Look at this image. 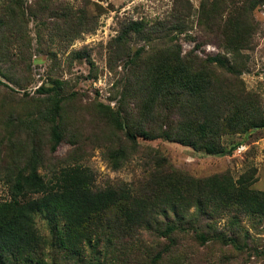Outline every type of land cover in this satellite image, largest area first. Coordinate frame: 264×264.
<instances>
[{"label": "trees", "instance_id": "trees-1", "mask_svg": "<svg viewBox=\"0 0 264 264\" xmlns=\"http://www.w3.org/2000/svg\"><path fill=\"white\" fill-rule=\"evenodd\" d=\"M261 4L200 0L194 33H184L194 14L190 0H173L162 18L125 21L107 43L110 71L122 63L112 107L85 101L52 74L33 95L27 90L29 21L53 60L51 39L95 29L100 14L74 10L66 0H0V182L7 188L0 197V264H57L55 253L68 259L87 249L112 264H175L183 260L174 256L179 237L191 232L198 244L240 249V237L249 236L238 231L242 218L264 223V190L251 187L253 175L194 177L140 140L162 139L216 156L228 153L224 136L264 127L259 97L241 79L258 27L253 12ZM183 33L192 43L188 49ZM208 43L218 51L200 54ZM72 55L82 59L86 53ZM61 143L70 145L62 155L56 152ZM94 148L103 149L113 169L138 155L141 177L96 186L85 164ZM38 215L47 234L37 226ZM225 215L226 229H218ZM145 232L164 239L151 247ZM140 245L150 248L143 259L137 257Z\"/></svg>", "mask_w": 264, "mask_h": 264}, {"label": "rangeland", "instance_id": "rangeland-1", "mask_svg": "<svg viewBox=\"0 0 264 264\" xmlns=\"http://www.w3.org/2000/svg\"><path fill=\"white\" fill-rule=\"evenodd\" d=\"M30 2L32 0H26ZM74 9H85L91 15H97L95 29L83 31L80 35L70 40L53 38L48 46L53 51L55 58L42 52V45L35 39V22L29 21L32 41L30 44L31 55L27 60L30 63L32 73L31 84L28 92L33 95L36 89L43 83H48L50 74L66 81L67 87L77 90L84 95V99L92 101L99 100L109 103L112 107L114 100L115 81L122 71V63L116 64V71H110L107 63V43L117 35L122 24L131 19L154 20L167 15L173 0H66ZM194 7V14L188 19L187 33L196 31L195 13L200 0H190ZM101 11V13H99ZM253 16L258 24L253 35L252 48L247 50L248 55L246 68L241 74L246 90L259 97L261 109L264 113V4L257 6ZM181 35V42L184 49L192 46V43L184 40ZM137 46L133 42V47ZM82 50L86 55L80 59L72 57L74 51ZM218 49L212 44H205L200 54L216 53ZM93 63V64H92ZM27 64H22L25 68ZM22 92V90H19ZM224 147L228 150L225 155H206L170 141L157 139L153 141L140 140L142 145L157 147L164 153L170 165L179 170L186 171L194 177H206L215 173L228 172L234 180L242 174H252L253 182L251 187L264 190V127H254L252 130L241 134L224 136L222 139ZM70 145L61 143L57 147V154H64ZM88 165L95 175V185L104 187L118 182H132L141 177L143 172V159L133 155L125 165L113 169L103 155L102 148H94L91 155L86 159ZM7 195V188L0 182V197ZM229 215L218 220V229L225 230ZM40 231L46 232V221L40 215L36 218ZM246 230L247 238L243 234L239 239L241 248L237 249L221 242H208L204 245L194 242L191 238L193 233L180 235L179 246L174 251V256H183V260L175 264H264V223L252 217H243L238 231ZM229 233V230H226ZM145 243L149 246L158 244L159 238L151 232L143 234ZM158 239L157 242H155ZM163 241V240H162ZM245 241V242H244ZM243 242V243H242ZM140 245L137 257L145 256L149 247ZM50 252L49 250L47 251ZM56 252V251H55ZM57 264H112L103 258H93L90 250H85L81 256L68 259H61V256L54 255ZM142 258V257H141ZM97 259V260H96ZM143 259V258H142ZM96 260V261H95ZM144 260V259H143ZM132 261L117 262V264H144ZM51 261L50 258L47 259Z\"/></svg>", "mask_w": 264, "mask_h": 264}]
</instances>
